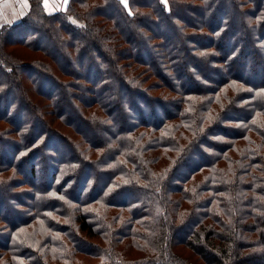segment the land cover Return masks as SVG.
Instances as JSON below:
<instances>
[{"label":"trees","instance_id":"obj_1","mask_svg":"<svg viewBox=\"0 0 264 264\" xmlns=\"http://www.w3.org/2000/svg\"><path fill=\"white\" fill-rule=\"evenodd\" d=\"M29 3L0 26V264H264V0Z\"/></svg>","mask_w":264,"mask_h":264},{"label":"crops","instance_id":"obj_2","mask_svg":"<svg viewBox=\"0 0 264 264\" xmlns=\"http://www.w3.org/2000/svg\"><path fill=\"white\" fill-rule=\"evenodd\" d=\"M29 0H10L7 2H0V26L5 23H15L21 20L26 14ZM46 5V0H44ZM69 0H61V9H66ZM47 7V5H46ZM48 9V8H47ZM3 11V12H2ZM50 11V10H49ZM54 13L55 11H50Z\"/></svg>","mask_w":264,"mask_h":264},{"label":"rangeland","instance_id":"obj_3","mask_svg":"<svg viewBox=\"0 0 264 264\" xmlns=\"http://www.w3.org/2000/svg\"><path fill=\"white\" fill-rule=\"evenodd\" d=\"M1 1H4V2H7V1H9V0H0V2ZM124 3H126L127 4V0H122ZM166 1V0H165ZM10 2H11V0H10ZM26 3H28V8H27V10L29 9V7H30V3L29 2H27L26 1ZM46 5H47V8H48V11L50 10V11H55V12H58V11H60L61 10V0H46ZM26 10V11H27ZM49 11V12H50ZM3 12V11H2ZM26 13V12H25ZM1 15V14H0ZM123 27L125 28V31L128 33V34H131L133 31H132V29L130 28V26L129 25H127L126 23H123ZM166 31H171L170 29H167ZM173 40H176V41H178L179 40V38H177V34H175V35H173ZM144 50H145V46H142V49H141V52L142 53H144ZM121 92V91H120ZM122 93V92H121ZM5 205V204H4ZM6 208H9L8 206H6ZM13 214L11 213L10 214V216L11 217H13L12 216ZM1 238V237H0ZM186 256H189V255H191V252L188 250V249H186V248H182V247H180L179 248ZM195 257V256H194ZM199 261V263H200V260H198Z\"/></svg>","mask_w":264,"mask_h":264}]
</instances>
